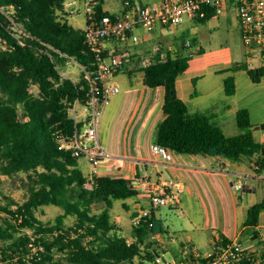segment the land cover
<instances>
[{
	"label": "trees",
	"instance_id": "obj_1",
	"mask_svg": "<svg viewBox=\"0 0 264 264\" xmlns=\"http://www.w3.org/2000/svg\"><path fill=\"white\" fill-rule=\"evenodd\" d=\"M64 1L0 0V173L10 177L25 174L21 178L24 200L0 204V212L6 214L0 224V261L149 264L160 252L147 237L163 233L161 221L150 216L132 222L133 240L129 241L111 219L114 200L137 194L131 180L111 175H94L89 180L78 166V158L58 148L59 136H70L76 126H82L81 121L75 124L70 109L76 100L85 101L87 91L82 71L74 80L63 76L60 66L69 58L84 66L93 61L83 29L59 19ZM97 8L102 12L101 5ZM212 16L208 9L194 20L203 22ZM183 47L189 46L183 42ZM178 49L156 45L150 50L151 59L139 64L142 83L164 90V117L156 124L154 143L178 153L224 156L231 161L255 156L256 171L264 172V143L253 134L258 126L251 122L247 108L235 111L237 133L227 134L220 117L226 109L217 114L191 112L187 102L177 96L175 79L188 68L191 58V53ZM122 53L127 55L122 71L132 73L134 67L129 65L137 53L126 49ZM241 69L253 82L264 76V66L249 67L245 61L225 71ZM32 86H36L35 92ZM223 89L226 95H234V75L224 78ZM95 203L102 208L93 211ZM47 205L62 211L53 220L43 221L37 212ZM262 211L264 196L247 208L244 225L256 226ZM182 251L179 255L177 249H171L176 264L194 262L191 253ZM252 263L247 258L239 262Z\"/></svg>",
	"mask_w": 264,
	"mask_h": 264
},
{
	"label": "crops",
	"instance_id": "obj_2",
	"mask_svg": "<svg viewBox=\"0 0 264 264\" xmlns=\"http://www.w3.org/2000/svg\"><path fill=\"white\" fill-rule=\"evenodd\" d=\"M100 5L103 9L114 12L107 0H101ZM244 61L249 67L259 66L254 63L255 59L247 58V52ZM129 68L132 66L129 65ZM188 68L175 79L177 96L187 102L189 111L212 108L211 113L217 114L226 109L220 116L223 126L232 124L234 120H231V116H234L239 107L232 113L230 98H223L216 105L194 103L195 98L210 94L214 88L221 86L224 90L223 80L231 74H207L206 71L190 73L187 72ZM232 75L235 79L234 94L237 95V74ZM119 88V92L105 106L99 123L98 138L108 156L100 160L106 159V165L96 169L97 175L138 180L134 187L137 194L122 201L128 206L130 228L133 214L140 208L149 207L146 187L167 183L164 186L173 198L166 204L171 213H166L163 217L160 206L151 210V216L161 221L163 229V233L147 237V240L153 242V247L159 252L176 247L177 253L181 255L182 250L190 251V246L195 245L203 253H207L231 242L242 245L244 235L251 244L249 249L261 256L257 259L259 264H264V221L260 219L264 211L260 213L256 226L244 225L247 208L259 201L254 197L255 183H264V172L256 171L255 156L242 161H231L224 156L178 153L171 149H168L166 157L156 155L152 146L156 124L164 117L163 88H151L142 81L136 86L131 80ZM260 129L264 131V127L259 126L255 130ZM260 142L264 143V135ZM236 177H241L247 188H233L231 182ZM243 197H246L245 202Z\"/></svg>",
	"mask_w": 264,
	"mask_h": 264
},
{
	"label": "built area",
	"instance_id": "obj_3",
	"mask_svg": "<svg viewBox=\"0 0 264 264\" xmlns=\"http://www.w3.org/2000/svg\"><path fill=\"white\" fill-rule=\"evenodd\" d=\"M82 1L85 8L86 25L83 28L84 40L93 54L91 65L84 66L75 61L81 68L82 76L87 83L86 99L83 102L76 100L70 113L82 126L75 127L70 136L58 137V148L69 150L77 158H86L93 166L97 175L96 165L108 153L101 145L98 138V127L105 106L111 97L119 92L118 83L114 76L122 71L127 55L122 53V48L127 45L140 43L145 32L155 25L171 27L183 21L184 17L193 19L195 16H204L211 9L214 16L223 14L229 6H234L236 18L240 28L242 43L247 52V58L260 59L259 66H264V0H122V9L119 13L99 12L98 5L101 0H65L60 15L67 16L75 12L78 3ZM184 45L190 46L189 39ZM73 60L69 58L67 60ZM60 70V69H59ZM63 74V71L60 70ZM83 109L78 115L77 105ZM154 154L166 157L168 148L154 143ZM138 180H131V185L136 186ZM167 183H164L166 185ZM236 190L247 188L246 182L241 177H236L231 182ZM90 185V183H88ZM164 185H150L145 189L148 199V208H140L133 218L134 223L147 220L151 210L166 205L172 201L171 195ZM190 253L194 262L188 264H234L242 258L253 260L251 250H245L238 242H231L226 246L203 253L195 245L190 246ZM205 261H202V259ZM161 256L157 254L155 261L149 264H160ZM258 264V261H254ZM252 263V264H253ZM163 264H175L164 262Z\"/></svg>",
	"mask_w": 264,
	"mask_h": 264
},
{
	"label": "rangeland",
	"instance_id": "obj_4",
	"mask_svg": "<svg viewBox=\"0 0 264 264\" xmlns=\"http://www.w3.org/2000/svg\"><path fill=\"white\" fill-rule=\"evenodd\" d=\"M107 3L115 13H119L122 9V0H107ZM77 8L78 9L75 12L65 17L64 15H59V19H65L73 27L83 29L86 25V15L82 1L78 3ZM187 39L191 41V45L189 47H183V42ZM156 45H162L165 49H170L171 51H176L179 48L178 50H180V52L191 53L187 72L206 71L207 74H237V95L234 94L228 96L225 94L224 90L221 89V86H219L218 88H214L210 94H204L197 99L195 98L194 103L199 102L200 104L207 106L211 103L216 105L219 104L223 98H230L233 105L232 113H234V110L238 107H245L249 110L251 122L255 126H260L261 123H264V76L261 78L260 82H253L243 70L225 71L226 68L232 66L236 62L244 61L246 58V50L242 43L234 6H229L223 14L212 16L203 22H197L186 16L182 22L175 26L162 27L157 24L151 30L145 32V37L140 43L127 45L126 48H122V51H124V49L128 51L131 50L134 53H137V56L139 57H134L135 59L130 62V66L134 67L132 73L121 71L116 74L114 80L118 83L119 87H122L125 82L128 83V80H131L136 86L140 85L142 72L138 71L139 64L142 61L146 62L151 59L150 50ZM200 48L202 51L198 52V49ZM254 63L259 64L260 59H255ZM60 70L63 71L65 76L71 79L78 80L80 77L81 68L74 60L66 61L64 65L60 66ZM32 90L35 92L37 90L36 86H32ZM82 109V105L78 104V115L81 114ZM191 109H193V107ZM191 112L208 114L212 112V108H208L204 111L193 109ZM232 119L233 116H231V120ZM223 128L227 134L237 133L235 121H233L232 124L227 123V127L223 126ZM105 131L106 130H104V133ZM253 134L257 140L262 141V135H264L263 130H255ZM106 163V159H103V161L98 163L96 167L104 166ZM78 166L89 180L92 175L95 174L92 171L93 166L84 157L79 158ZM23 177H25V174L23 173H18L11 177L0 173V204H4L8 201L21 202L24 200L25 190L21 180ZM255 185L256 193L254 197L260 200L261 197L264 196V183L260 181L259 183L256 182ZM245 200L246 197H243L244 202ZM122 201L123 200L121 199L114 200L113 207L110 209L111 219L121 228V230H123L122 233L128 238V240L132 241L133 238L128 232L130 228V215ZM13 207L14 205L11 206V208ZM101 208V203H95L92 206L93 211H98ZM160 209L163 217L166 213H171L168 205H162L160 206ZM61 211L62 210L57 206L47 205L43 206L42 210H38L37 214L43 221H50ZM5 216V213L0 212V224H2V219ZM260 219L261 221H264V213H262ZM250 228L251 227H247V229ZM241 241L242 245H240L243 249L249 250L251 244L247 242L244 235ZM176 244L175 241L174 245ZM174 249H176V247L172 250ZM34 250L35 248H32V251ZM187 252L190 253V251ZM250 255L255 262L257 259L261 258V256L259 257V255H256V251H251ZM160 256V264H163L164 262H175L170 248H166L164 252H160ZM0 264L20 263L14 260L12 262L0 261ZM25 264L32 263L27 261Z\"/></svg>",
	"mask_w": 264,
	"mask_h": 264
},
{
	"label": "water",
	"instance_id": "obj_5",
	"mask_svg": "<svg viewBox=\"0 0 264 264\" xmlns=\"http://www.w3.org/2000/svg\"><path fill=\"white\" fill-rule=\"evenodd\" d=\"M262 152L264 153V148L262 149Z\"/></svg>",
	"mask_w": 264,
	"mask_h": 264
}]
</instances>
